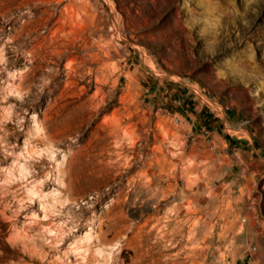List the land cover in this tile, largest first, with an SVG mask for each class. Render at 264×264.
<instances>
[{"label":"rangeland","instance_id":"1","mask_svg":"<svg viewBox=\"0 0 264 264\" xmlns=\"http://www.w3.org/2000/svg\"><path fill=\"white\" fill-rule=\"evenodd\" d=\"M0 264H264V0H0Z\"/></svg>","mask_w":264,"mask_h":264},{"label":"bare ground","instance_id":"2","mask_svg":"<svg viewBox=\"0 0 264 264\" xmlns=\"http://www.w3.org/2000/svg\"><path fill=\"white\" fill-rule=\"evenodd\" d=\"M60 230V229H59ZM60 233V232H59ZM58 236V235H57ZM91 239V238H90ZM88 242H89V240H87ZM86 243L84 246H86V247H88V246H90V244H93L94 243V241L93 242H89V243ZM65 243V242H64ZM84 244V243H83ZM83 247V246H82ZM79 249H80V244L79 245H76L74 248H73V250H76V251H79ZM77 253V252H76ZM90 253V252H89ZM81 257H84V256H82V254L81 253H78ZM86 254V253H85ZM84 255V254H83ZM92 257V256H91ZM85 258V257H84ZM91 259V258H90Z\"/></svg>","mask_w":264,"mask_h":264}]
</instances>
